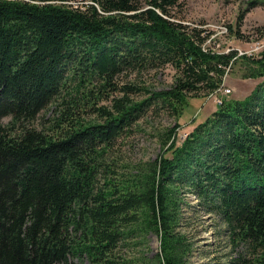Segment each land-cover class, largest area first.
<instances>
[{"label":"trees","instance_id":"16d2710c","mask_svg":"<svg viewBox=\"0 0 264 264\" xmlns=\"http://www.w3.org/2000/svg\"><path fill=\"white\" fill-rule=\"evenodd\" d=\"M45 1L0 0V264H190L185 205L222 223L228 264H264V50L208 47L185 0ZM237 64L254 91L131 155L144 118H180Z\"/></svg>","mask_w":264,"mask_h":264},{"label":"rangeland","instance_id":"374dc122","mask_svg":"<svg viewBox=\"0 0 264 264\" xmlns=\"http://www.w3.org/2000/svg\"><path fill=\"white\" fill-rule=\"evenodd\" d=\"M65 1L71 2L70 0H47L45 2L61 4ZM74 1L84 3L83 0ZM86 1L91 2V0ZM185 2L183 21L190 26H201L211 34L209 38L211 41H205V45L216 51L228 52L229 49H236L239 55L245 53L259 57L262 54L264 50V0H185ZM236 28L240 29L241 37L231 32ZM205 45L203 44L202 48H205ZM244 65L246 66L235 65L224 76L225 89H229V93L225 94L229 99L246 97L263 80V77H250L247 74L250 70L246 69L249 64ZM143 79L149 87L155 90H165L171 86L172 72L168 68L159 72H150L145 74ZM219 92L222 90L206 98L190 99L187 107L184 108L185 112L178 119L162 116L150 121L149 117L144 118L142 121L146 123H142L147 125V129L134 138L131 155L136 158L153 159L161 152V146L157 137L154 136V131L149 130L154 126L157 127L156 129H163L178 122L180 125L176 129V138L178 141L184 139L196 124L205 120L216 109L215 95L217 96ZM53 110L54 108L51 107L52 113ZM185 195L189 202L196 201L190 193ZM181 210H183L181 222L183 230L181 231H186V235L192 240L193 250L188 259L190 264H228L227 261L232 256L233 250L227 246L225 233H221L224 229L222 223L217 219H208L201 209L195 211L185 205ZM187 216H190L189 220ZM149 243L150 255L158 251L159 240L152 235Z\"/></svg>","mask_w":264,"mask_h":264},{"label":"built area","instance_id":"2783aa9c","mask_svg":"<svg viewBox=\"0 0 264 264\" xmlns=\"http://www.w3.org/2000/svg\"><path fill=\"white\" fill-rule=\"evenodd\" d=\"M222 86L224 87V88H222ZM219 91H221L222 90V93H226V92H228L229 93V89H225V86H224V84L223 85H221V87L218 89ZM215 94V93H214ZM220 98L219 97H217V96H215V100H216V102H219L220 100H219Z\"/></svg>","mask_w":264,"mask_h":264},{"label":"water","instance_id":"95a60500","mask_svg":"<svg viewBox=\"0 0 264 264\" xmlns=\"http://www.w3.org/2000/svg\"><path fill=\"white\" fill-rule=\"evenodd\" d=\"M216 96V95H215ZM217 96H219V95H217ZM220 97V96H219Z\"/></svg>","mask_w":264,"mask_h":264}]
</instances>
